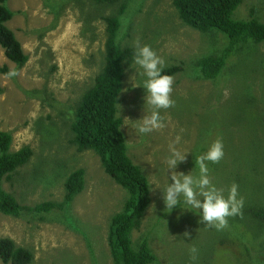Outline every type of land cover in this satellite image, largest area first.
I'll use <instances>...</instances> for the list:
<instances>
[{
	"label": "rangeland",
	"instance_id": "obj_1",
	"mask_svg": "<svg viewBox=\"0 0 264 264\" xmlns=\"http://www.w3.org/2000/svg\"><path fill=\"white\" fill-rule=\"evenodd\" d=\"M121 3L116 41L135 51L138 40L163 58V69L180 67L171 74L175 105L161 110L166 126L146 134L137 130L139 119L151 111L144 99L146 77L134 58L124 69L117 115L127 153L146 176L150 195L141 224L132 231L133 244L146 238L156 255L150 264H251L243 259L241 244L252 235L250 251L264 250V224L249 214L251 208L264 209V42H240L215 78H200L197 59L220 50L229 38L217 30L201 32L185 25L172 0H118L111 5L92 0L5 1L13 12L6 26L28 60L19 67L0 46V130L12 135L10 151L28 145L32 154L2 179V186L24 205L59 201L65 179L82 168L84 187L63 210L19 216L0 212V237L30 250L29 264H113L109 221L128 194L92 149L77 148L71 124L76 104L103 65L106 33L101 16L115 12ZM251 9L264 22V0H241L232 18L247 19ZM3 65L18 75L2 73ZM177 136L175 147L186 152V159L175 171L194 176L199 174L196 157L222 140L223 158L207 162L210 179L225 196L236 183L244 198L242 216L229 217L226 229L205 225L202 210L182 209L187 207L183 202L165 211L162 189L171 183L172 171L166 161ZM193 246L195 260L189 252ZM257 258L252 264H264V253Z\"/></svg>",
	"mask_w": 264,
	"mask_h": 264
},
{
	"label": "trees",
	"instance_id": "obj_2",
	"mask_svg": "<svg viewBox=\"0 0 264 264\" xmlns=\"http://www.w3.org/2000/svg\"><path fill=\"white\" fill-rule=\"evenodd\" d=\"M0 0V46L5 57L17 66H23L28 60L21 43L6 26L13 12ZM97 4L111 5L118 0H92ZM241 0H172L181 21L201 32L217 30L229 38L226 46L216 52L203 55L196 61L198 76L205 79L215 78L224 67L226 60L235 51L240 42H264V22L253 16L251 9L247 19H233L232 14ZM124 11L121 3L115 12L101 16L105 22V41L103 65L94 78V83L83 93L74 110L71 124L72 141L79 150L92 149L100 158L107 174L127 191V197L120 211L113 214L109 221L108 246L113 264H150L156 261L146 238H140L136 245L132 241V231L139 228L141 218L150 203L149 184L140 167L127 153L122 119L117 115L118 95L122 87L125 67L134 58V49L121 46L116 41L120 25L119 15ZM180 69L171 66L163 69V74L171 75ZM1 72L9 73L6 65ZM2 87L0 86V94ZM12 135L0 130V212L19 216L22 212L46 213L63 210L84 187V170L77 168L65 179V192L61 200H46L34 205H24L6 191L2 179L9 177L19 166L25 164L32 150L23 145L10 151ZM264 211V209H263ZM260 208L249 214L264 224V212ZM256 236V235H255ZM252 235L241 244L242 256L246 263L258 261L257 253L264 250L250 251ZM255 255V256H254ZM30 250L18 246L6 236L0 237V260L5 264H29L32 260ZM262 263V262H261ZM263 264V263H262Z\"/></svg>",
	"mask_w": 264,
	"mask_h": 264
},
{
	"label": "clouds",
	"instance_id": "obj_3",
	"mask_svg": "<svg viewBox=\"0 0 264 264\" xmlns=\"http://www.w3.org/2000/svg\"><path fill=\"white\" fill-rule=\"evenodd\" d=\"M134 63L143 71L140 75L145 76L143 87L146 89L145 103L150 107V114L144 115L141 123L137 126L139 133L146 134L153 130L163 129L166 125L161 115V110L174 107L172 99L173 77L163 74L162 69L165 61L149 45H141L137 40L134 42ZM18 75L16 70H11L8 76ZM121 107V106H120ZM72 113L69 112V116ZM177 136L174 143L169 145L167 158L168 170L171 169V183L163 191L165 211L170 212L181 202L187 207L182 209L202 210L201 222L209 227L222 231L228 227V218L242 216L244 198L240 196L238 185L233 183L224 195V189L215 186L209 176L207 162L219 163L224 156V146L221 139L215 140L208 150L196 157L195 165H198L199 174L192 175L175 171L178 163L186 159L185 153L179 151L175 144L179 143ZM151 188V187H150ZM202 198V199H201ZM184 236H190L185 231ZM191 258L196 259L197 249L195 246L189 249Z\"/></svg>",
	"mask_w": 264,
	"mask_h": 264
}]
</instances>
